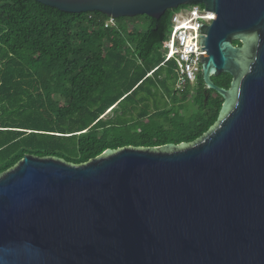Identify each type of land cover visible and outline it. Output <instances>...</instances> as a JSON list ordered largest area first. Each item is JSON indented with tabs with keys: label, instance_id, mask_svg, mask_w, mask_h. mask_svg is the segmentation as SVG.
<instances>
[{
	"label": "water",
	"instance_id": "95a60500",
	"mask_svg": "<svg viewBox=\"0 0 264 264\" xmlns=\"http://www.w3.org/2000/svg\"><path fill=\"white\" fill-rule=\"evenodd\" d=\"M34 1L114 20L203 6L200 75L224 102L192 143L78 167L25 156L0 174V264H264V0Z\"/></svg>",
	"mask_w": 264,
	"mask_h": 264
},
{
	"label": "trees",
	"instance_id": "16d2710c",
	"mask_svg": "<svg viewBox=\"0 0 264 264\" xmlns=\"http://www.w3.org/2000/svg\"><path fill=\"white\" fill-rule=\"evenodd\" d=\"M174 12L123 17L105 28L108 18L98 12L0 0V174L25 156L78 167L108 149H152L204 135L224 101L200 73L195 87L173 91L175 63L161 65L158 46ZM232 80L211 78L225 90ZM114 108L120 114L105 123L101 117Z\"/></svg>",
	"mask_w": 264,
	"mask_h": 264
},
{
	"label": "built area",
	"instance_id": "2783aa9c",
	"mask_svg": "<svg viewBox=\"0 0 264 264\" xmlns=\"http://www.w3.org/2000/svg\"><path fill=\"white\" fill-rule=\"evenodd\" d=\"M201 5L178 8L172 15L171 25L168 28V38L159 44V53L162 56V64L168 61L175 63V91L183 92L187 85H194L200 73L199 56L206 52H199L200 25L208 26L214 20L212 12H204ZM115 20L108 18L104 27H114Z\"/></svg>",
	"mask_w": 264,
	"mask_h": 264
},
{
	"label": "rangeland",
	"instance_id": "374dc122",
	"mask_svg": "<svg viewBox=\"0 0 264 264\" xmlns=\"http://www.w3.org/2000/svg\"><path fill=\"white\" fill-rule=\"evenodd\" d=\"M108 113V114H107ZM120 114L119 113V110L116 108L112 109L111 111H107L106 114L104 116H102V120L105 122V123H109L111 121L114 120V118Z\"/></svg>",
	"mask_w": 264,
	"mask_h": 264
},
{
	"label": "crops",
	"instance_id": "0c3cea01",
	"mask_svg": "<svg viewBox=\"0 0 264 264\" xmlns=\"http://www.w3.org/2000/svg\"><path fill=\"white\" fill-rule=\"evenodd\" d=\"M160 56H161V54H160ZM161 58H162V56H161ZM175 69H176V66H175ZM175 78H176V76H174V80H173V91L174 92H178V91H175ZM195 85H196V83L193 86L192 85H187L186 88H185V90L182 93L186 92L188 89H192L193 87H195Z\"/></svg>",
	"mask_w": 264,
	"mask_h": 264
},
{
	"label": "bare ground",
	"instance_id": "6f19581e",
	"mask_svg": "<svg viewBox=\"0 0 264 264\" xmlns=\"http://www.w3.org/2000/svg\"><path fill=\"white\" fill-rule=\"evenodd\" d=\"M117 105V104H116ZM108 114V113H107Z\"/></svg>",
	"mask_w": 264,
	"mask_h": 264
}]
</instances>
